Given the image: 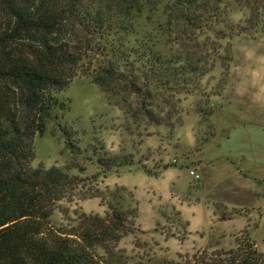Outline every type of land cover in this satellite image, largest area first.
<instances>
[{
	"label": "trees",
	"instance_id": "16d2710c",
	"mask_svg": "<svg viewBox=\"0 0 264 264\" xmlns=\"http://www.w3.org/2000/svg\"><path fill=\"white\" fill-rule=\"evenodd\" d=\"M233 1L250 9L245 25L228 20L224 0H0V264H264L242 242L180 260L132 261L117 249L137 216L121 192L90 194L107 205L105 216L82 214L76 225L54 226L56 204L80 187L71 174L78 165H31L35 137L61 106L56 95L78 76L90 78L132 122L172 130L178 97L197 91L214 66L199 38L221 34L220 26L264 31L263 5ZM153 16H160L156 34L146 29ZM172 33L177 46L160 47L157 36ZM60 131L65 148L78 153L71 127ZM96 162L103 176L132 164L108 153Z\"/></svg>",
	"mask_w": 264,
	"mask_h": 264
},
{
	"label": "rangeland",
	"instance_id": "374dc122",
	"mask_svg": "<svg viewBox=\"0 0 264 264\" xmlns=\"http://www.w3.org/2000/svg\"><path fill=\"white\" fill-rule=\"evenodd\" d=\"M256 1L264 7V0ZM224 5L231 23L245 25L247 6L233 0ZM159 18L153 16L147 31H161ZM219 29L224 32L199 38L214 66L197 91L178 97L172 130L132 122L88 77L74 78L56 95L61 106L35 137L31 165L76 163L71 174L81 183L56 204L52 225H76L82 214L103 217L107 205L90 194L121 192L137 216L134 232L117 249L132 261L180 260L240 242L264 256V31ZM157 37L160 47L177 46L173 33ZM62 127L75 133L78 153L65 148ZM105 153L129 156L132 164L103 176L96 160Z\"/></svg>",
	"mask_w": 264,
	"mask_h": 264
}]
</instances>
